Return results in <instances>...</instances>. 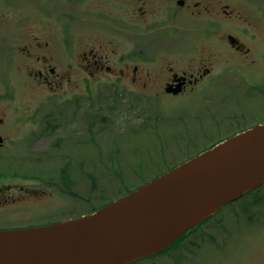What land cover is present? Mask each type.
<instances>
[{
	"label": "flooded vegetation",
	"instance_id": "flooded-vegetation-1",
	"mask_svg": "<svg viewBox=\"0 0 264 264\" xmlns=\"http://www.w3.org/2000/svg\"><path fill=\"white\" fill-rule=\"evenodd\" d=\"M0 75L5 165L31 155L43 164L69 145L82 154L95 90H113L136 120L157 122L148 107L173 102L167 122L184 128L171 137L229 138L264 124V0H0ZM21 87L51 93L23 112ZM19 178L0 175V230L46 225L31 209L56 193Z\"/></svg>",
	"mask_w": 264,
	"mask_h": 264
},
{
	"label": "rangeland",
	"instance_id": "rangeland-1",
	"mask_svg": "<svg viewBox=\"0 0 264 264\" xmlns=\"http://www.w3.org/2000/svg\"><path fill=\"white\" fill-rule=\"evenodd\" d=\"M50 93L16 88L14 105L26 112ZM173 107V102L161 108L148 107L151 109L148 112L159 117L157 122L147 117L136 120L132 117L134 109L128 102L118 100L113 90L92 91L87 106L89 136L82 154L80 149L71 150L69 145L40 156L39 159L45 160L43 164L36 163L32 155L26 161L17 157L12 165L0 163V175L11 179L4 182L6 184L19 181L23 175H35L43 189L56 193L31 209L32 219L38 223H58L81 214L89 215L101 205L204 152L221 139L199 137L190 131L183 134V130L171 137L177 127L184 128L176 125V121L167 122ZM192 110L186 115L191 125L195 118V110ZM103 115L106 122L101 120ZM112 137L123 145L119 150L111 148ZM83 157L88 166L80 167L78 162ZM58 190H63L65 195ZM42 205L46 206L40 207ZM221 212L181 246L178 242L171 251L136 264H264V187Z\"/></svg>",
	"mask_w": 264,
	"mask_h": 264
},
{
	"label": "water",
	"instance_id": "water-1",
	"mask_svg": "<svg viewBox=\"0 0 264 264\" xmlns=\"http://www.w3.org/2000/svg\"><path fill=\"white\" fill-rule=\"evenodd\" d=\"M264 185V124L93 214L0 231V264H134Z\"/></svg>",
	"mask_w": 264,
	"mask_h": 264
},
{
	"label": "trees",
	"instance_id": "trees-1",
	"mask_svg": "<svg viewBox=\"0 0 264 264\" xmlns=\"http://www.w3.org/2000/svg\"><path fill=\"white\" fill-rule=\"evenodd\" d=\"M258 191H259V190H258ZM249 194H251V193H249ZM249 194H248V195H249ZM241 200H242V199H241ZM184 237H185V236H184Z\"/></svg>",
	"mask_w": 264,
	"mask_h": 264
}]
</instances>
